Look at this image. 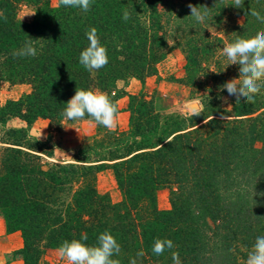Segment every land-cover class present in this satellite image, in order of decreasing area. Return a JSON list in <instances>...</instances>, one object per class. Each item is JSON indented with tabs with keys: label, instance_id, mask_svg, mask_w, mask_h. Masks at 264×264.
<instances>
[{
	"label": "trees",
	"instance_id": "1",
	"mask_svg": "<svg viewBox=\"0 0 264 264\" xmlns=\"http://www.w3.org/2000/svg\"><path fill=\"white\" fill-rule=\"evenodd\" d=\"M22 3L34 16L23 21ZM189 4L207 6L203 24L189 16ZM92 0L89 11L51 0H0V80L27 83L31 91L0 105V128L36 141L26 126L38 118L60 121L66 102L79 88L111 91L123 76L143 78L172 50L184 57L181 82L199 99L198 116L163 113L154 98L129 95V127L112 142L79 150L83 160L45 163L38 147L0 145V215L8 232L19 231L17 251L24 264H40L45 252L64 240L87 234L95 244L109 230L121 245L120 264H246L258 236H264V94L254 103L230 96L221 86L239 76V65L222 56L227 42L264 30L251 15H264V0ZM130 18L122 19L124 11ZM97 29L108 64L89 72L79 63ZM34 57L13 52L26 40ZM226 67V68H225ZM215 71V72H214ZM264 93V89H262ZM230 97L223 109L220 98ZM19 118L25 127H6ZM89 118V117H85ZM205 120H208L205 123ZM170 141V142H169ZM41 142H37L40 144ZM118 152V154H114ZM86 155V156H85ZM97 162V163H95ZM110 167L122 200L112 202L96 189V173ZM169 190V209L157 206ZM156 238L175 247L155 255ZM143 250V257L137 253Z\"/></svg>",
	"mask_w": 264,
	"mask_h": 264
},
{
	"label": "rangeland",
	"instance_id": "2",
	"mask_svg": "<svg viewBox=\"0 0 264 264\" xmlns=\"http://www.w3.org/2000/svg\"><path fill=\"white\" fill-rule=\"evenodd\" d=\"M56 5L57 0H51ZM23 21H30L34 16L32 5L22 3L18 11ZM184 57L178 49L172 50L161 62L157 64L155 73L138 78L135 76H123L116 80L115 87L111 91H104L115 101L118 106L117 127L114 131L120 132L129 127V95L143 91L148 98H154L157 108L163 113L179 112L182 115L190 114L185 107L192 103H199L198 98L192 97L190 88L181 82L184 69ZM98 89V88H95ZM31 91L30 84H12L0 80V105L8 99H17L22 94ZM227 98L226 100L224 98ZM223 109L230 108V97L223 95L220 98ZM26 123L19 118H12L7 121L6 127H25ZM27 133L36 141L23 134H5L0 128L1 141L9 138L10 142H21L24 146L38 147L43 162H76L83 160L79 150L95 143L112 142L113 135H109L107 128L97 125L91 118L81 121H69L63 118L60 121H51L45 118H38L26 126ZM39 138V139H38ZM41 142L37 144V142ZM114 154H118L115 152ZM86 156V155H85ZM97 163V162H95ZM96 189L100 194L105 195L112 202L122 200L113 172L110 167H104L96 173ZM157 206L160 209H169V190L163 188L157 193ZM22 247V238L19 231L8 232L3 217L0 215V264H24L22 257L17 251ZM40 264H68L62 259L58 249H49L42 257Z\"/></svg>",
	"mask_w": 264,
	"mask_h": 264
},
{
	"label": "clouds",
	"instance_id": "3",
	"mask_svg": "<svg viewBox=\"0 0 264 264\" xmlns=\"http://www.w3.org/2000/svg\"><path fill=\"white\" fill-rule=\"evenodd\" d=\"M244 0H234L237 8L242 7ZM92 0H58V6L79 8L84 12L90 10ZM190 15L197 24L205 23L209 8L204 5L189 4ZM251 15L261 23H264V15L252 9ZM0 18L6 20L3 12ZM130 13L125 10L122 19L127 21ZM89 41L79 55V63L89 72L99 70L108 64L107 48L101 43L97 29L91 27L86 31ZM18 57H34L37 55V48L34 41L28 39L24 44L13 52ZM222 56L227 58L228 65H239V76L226 81L221 90H227L230 96L236 97V102L241 97L248 103L255 102V96L262 93L264 89V30L256 31L254 35L244 37L237 36L233 42L225 41L222 49ZM225 67V68H226ZM215 72V71H214ZM227 99L226 97L224 98ZM66 107L62 116L69 121H81L85 117L91 118L97 125L108 130H115L117 127L118 106L108 93L100 89H84L77 87L75 94L65 103ZM185 111L191 116H198L202 113L199 103H192L185 107ZM208 120H205L207 123ZM39 139V138H38ZM170 142V141H169ZM87 234H81L80 238L64 240L59 246V255L66 259L68 264H120L118 257L121 252V245L115 236L109 231L101 232L95 244H88ZM175 247L173 241L167 238H156L152 246V252L159 256L166 250ZM143 250L137 253L138 257L144 256ZM173 264H181L179 253L171 252ZM130 264H137L132 259ZM246 264H264V236H258L252 250L248 253Z\"/></svg>",
	"mask_w": 264,
	"mask_h": 264
}]
</instances>
